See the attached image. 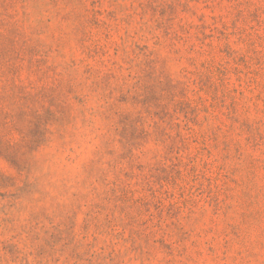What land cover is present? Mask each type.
<instances>
[{
	"label": "rangeland",
	"instance_id": "374dc122",
	"mask_svg": "<svg viewBox=\"0 0 264 264\" xmlns=\"http://www.w3.org/2000/svg\"><path fill=\"white\" fill-rule=\"evenodd\" d=\"M0 148V264H264V0H0Z\"/></svg>",
	"mask_w": 264,
	"mask_h": 264
},
{
	"label": "snow or ice",
	"instance_id": "6c2138e0",
	"mask_svg": "<svg viewBox=\"0 0 264 264\" xmlns=\"http://www.w3.org/2000/svg\"><path fill=\"white\" fill-rule=\"evenodd\" d=\"M34 143L39 146L43 140L44 133L37 128L32 133ZM22 169V162L19 157L10 153L7 148H0V176H15Z\"/></svg>",
	"mask_w": 264,
	"mask_h": 264
}]
</instances>
